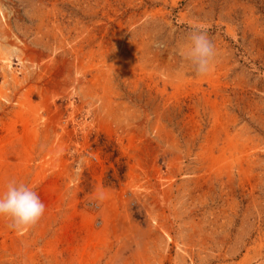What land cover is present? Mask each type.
<instances>
[{
	"label": "rangeland",
	"instance_id": "rangeland-1",
	"mask_svg": "<svg viewBox=\"0 0 264 264\" xmlns=\"http://www.w3.org/2000/svg\"><path fill=\"white\" fill-rule=\"evenodd\" d=\"M10 180L45 212L0 264H264V0H0Z\"/></svg>",
	"mask_w": 264,
	"mask_h": 264
},
{
	"label": "clouds",
	"instance_id": "clouds-1",
	"mask_svg": "<svg viewBox=\"0 0 264 264\" xmlns=\"http://www.w3.org/2000/svg\"><path fill=\"white\" fill-rule=\"evenodd\" d=\"M180 54L191 64L197 75H204L210 70L215 49L206 32L196 28L187 35L186 44ZM104 199L103 191H98L95 196L97 205ZM44 212L45 205L34 187L10 180L0 190V217L8 218L11 227L24 229L34 225Z\"/></svg>",
	"mask_w": 264,
	"mask_h": 264
}]
</instances>
